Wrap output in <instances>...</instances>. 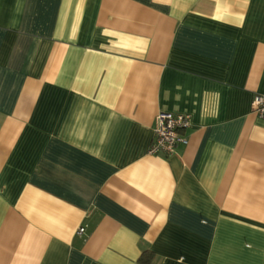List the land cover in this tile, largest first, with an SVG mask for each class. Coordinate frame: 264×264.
Returning a JSON list of instances; mask_svg holds the SVG:
<instances>
[{"label": "crops", "instance_id": "1", "mask_svg": "<svg viewBox=\"0 0 264 264\" xmlns=\"http://www.w3.org/2000/svg\"><path fill=\"white\" fill-rule=\"evenodd\" d=\"M256 94L264 0H0V264H264Z\"/></svg>", "mask_w": 264, "mask_h": 264}, {"label": "built area", "instance_id": "2", "mask_svg": "<svg viewBox=\"0 0 264 264\" xmlns=\"http://www.w3.org/2000/svg\"><path fill=\"white\" fill-rule=\"evenodd\" d=\"M251 110L258 116H264V95L256 94L253 96ZM189 126L190 118L187 115L159 112L154 120L153 135L149 143L148 153L171 156L179 145L186 143L184 132ZM82 232L83 228H80L78 234Z\"/></svg>", "mask_w": 264, "mask_h": 264}, {"label": "trees", "instance_id": "3", "mask_svg": "<svg viewBox=\"0 0 264 264\" xmlns=\"http://www.w3.org/2000/svg\"><path fill=\"white\" fill-rule=\"evenodd\" d=\"M139 261H140L141 264H148V261L145 260L144 255L142 256V258L139 259Z\"/></svg>", "mask_w": 264, "mask_h": 264}]
</instances>
